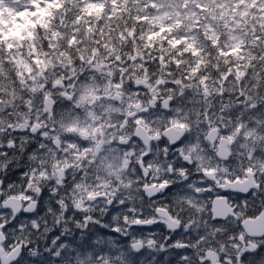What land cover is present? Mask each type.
<instances>
[{
  "label": "trees",
  "instance_id": "1",
  "mask_svg": "<svg viewBox=\"0 0 264 264\" xmlns=\"http://www.w3.org/2000/svg\"><path fill=\"white\" fill-rule=\"evenodd\" d=\"M95 65L112 83L141 78L171 97L167 122L199 136L217 126L264 193V0H0V130L27 104L39 111L55 81L79 96ZM19 182L23 193L40 187ZM40 198L31 218L0 214L6 247L27 245L15 264H159L129 249L141 233L113 230L122 215L84 220L43 187ZM203 241L197 223V264H206Z\"/></svg>",
  "mask_w": 264,
  "mask_h": 264
},
{
  "label": "flooded vegetation",
  "instance_id": "2",
  "mask_svg": "<svg viewBox=\"0 0 264 264\" xmlns=\"http://www.w3.org/2000/svg\"><path fill=\"white\" fill-rule=\"evenodd\" d=\"M107 82L116 88L104 86ZM95 83L93 97L66 96L65 86L53 87L57 95L51 96L49 112L44 100L39 111L27 104L22 109L28 112L18 111V121L0 130V214L31 218L23 207L34 200L39 208L43 187L65 213L84 220L122 215L113 230L142 234L148 255L144 263L158 254L159 264H197L199 223L207 233L203 245L215 251L222 264H264V234L251 237L242 227L245 219L263 210L264 193L254 173L239 168L231 145L228 158L220 159L218 138L211 144L206 131L199 136L184 128L181 138L170 143L162 134L171 126L162 108L164 97L133 82ZM138 126L150 138L147 144L136 134ZM247 171L257 188L246 194L220 188L227 181L244 180ZM21 178L40 187H26L23 193ZM216 197L225 198L232 214L213 219ZM9 198L19 199L17 211L3 206ZM137 221L152 224L137 227ZM3 228L2 248L7 253L15 245L6 247V225Z\"/></svg>",
  "mask_w": 264,
  "mask_h": 264
},
{
  "label": "water",
  "instance_id": "3",
  "mask_svg": "<svg viewBox=\"0 0 264 264\" xmlns=\"http://www.w3.org/2000/svg\"><path fill=\"white\" fill-rule=\"evenodd\" d=\"M57 85H62L61 82H57L55 84ZM134 86H143L147 87V83L143 80H135L134 81ZM51 97H47L44 100V107L47 111L50 110L51 108ZM162 108L165 110L169 109V98L165 99L162 101ZM182 130L174 128V127H169L165 129L162 134L167 137L170 140V143H175L177 142L181 136H182ZM136 134L143 140L145 141V144L148 143L149 137L145 130L138 126L136 129ZM217 129L212 128L207 132L206 139L209 143H214V141L217 139ZM229 142L227 138L221 137L218 140L217 143V150L216 154L217 157L220 159H227L230 151H229ZM258 185L254 183L253 181V176L251 172H246V178L242 181H232V182H225L223 185L220 186V188L223 191H231V192H237L241 194H246L250 190L257 188ZM98 197H103V196H98ZM89 199H94L93 197ZM19 199L17 198H9L7 199L4 203V207H11L13 211H16L19 208ZM37 209V203L36 201H29L27 205L23 208V212L25 214H34ZM211 212L213 215V219H222L228 214H232V209L229 207V205L226 203V200L224 197H216L212 201L211 205ZM150 222H137L134 225L136 226H144V225H149ZM4 226V224H0V262L1 264H12L14 263L20 256L22 249L26 248V245L20 242L17 244L14 248H12L8 253H4L1 244L4 242V237L3 233L1 232V228ZM242 227L244 231L251 237H260L264 234V209L261 211V213L253 219H245L242 222ZM131 248L133 251L138 252L142 248V243L137 241L131 244ZM205 256L208 260L211 261V264H222L221 262L217 261V253L213 251H207L205 253Z\"/></svg>",
  "mask_w": 264,
  "mask_h": 264
},
{
  "label": "rangeland",
  "instance_id": "4",
  "mask_svg": "<svg viewBox=\"0 0 264 264\" xmlns=\"http://www.w3.org/2000/svg\"><path fill=\"white\" fill-rule=\"evenodd\" d=\"M40 5H43V4L40 3ZM38 6H39V3L35 2V7H38ZM25 15L21 14L20 17H18L17 20H9L8 22H12L13 23V25H11V26H16V27L19 28V26L21 24V21L25 19ZM7 25H10V24H7ZM26 68L27 67H25V69ZM102 68H103V70L101 71V70L94 69V67H92L93 72L91 70L89 72H91V74H90L91 76L90 77H93V80H91L89 82H86V83H83V84L78 86L79 87V97L80 96H85V97H93V96H95L96 95V91L98 90L97 84L95 82L99 79V77H102V78L104 77L103 78L104 80H108V78H105V75H106L105 73H107V75L109 76V72L105 69V67H102ZM33 81H34V78H31L30 83L32 84ZM107 85L112 86L111 84H109V82L104 84V86H107ZM112 87H114V86H112ZM114 88H116V87H114ZM69 93L73 94V92H71V89H70ZM75 97H78V96H75ZM169 117L172 120L173 114H171ZM32 190H34V188H32Z\"/></svg>",
  "mask_w": 264,
  "mask_h": 264
}]
</instances>
